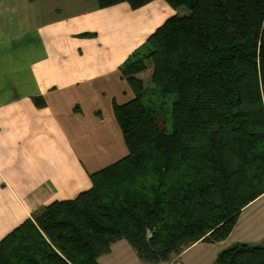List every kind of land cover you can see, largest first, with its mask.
<instances>
[{"label": "trees", "instance_id": "1", "mask_svg": "<svg viewBox=\"0 0 264 264\" xmlns=\"http://www.w3.org/2000/svg\"><path fill=\"white\" fill-rule=\"evenodd\" d=\"M166 1L187 13L170 16L120 66L135 94L114 102L128 154L8 233L0 264H100L120 239L161 264L227 239L264 194V0ZM149 64L150 90L141 77ZM214 264H264V240L232 244Z\"/></svg>", "mask_w": 264, "mask_h": 264}, {"label": "crops", "instance_id": "2", "mask_svg": "<svg viewBox=\"0 0 264 264\" xmlns=\"http://www.w3.org/2000/svg\"><path fill=\"white\" fill-rule=\"evenodd\" d=\"M175 13L185 9L154 0L56 17L54 0H0V240L53 201L91 188L92 173L128 154L114 102L135 94L120 66ZM263 198L227 239L197 242L175 264H214L232 244L263 241ZM98 261L146 264L126 239Z\"/></svg>", "mask_w": 264, "mask_h": 264}, {"label": "rangeland", "instance_id": "3", "mask_svg": "<svg viewBox=\"0 0 264 264\" xmlns=\"http://www.w3.org/2000/svg\"><path fill=\"white\" fill-rule=\"evenodd\" d=\"M97 5V0H54V8H55V15L56 17L61 16L62 14H75L84 11L85 9H92L93 6ZM187 13V10H185ZM181 13V14H185ZM28 15V13L24 14V17ZM87 34L95 35L91 32ZM85 35V34H84ZM151 71L152 66L149 64L148 69L141 74V77L144 79L146 87L150 90L152 83H151ZM154 101L158 103V97L153 98ZM171 107V102L168 103V108ZM168 130H171V122L167 126ZM264 204V198L260 200L257 205ZM264 230V229H262Z\"/></svg>", "mask_w": 264, "mask_h": 264}, {"label": "built area", "instance_id": "4", "mask_svg": "<svg viewBox=\"0 0 264 264\" xmlns=\"http://www.w3.org/2000/svg\"><path fill=\"white\" fill-rule=\"evenodd\" d=\"M175 262H176V259H175V257H174V258L171 259L170 261H168V262H163V263H161V264H175Z\"/></svg>", "mask_w": 264, "mask_h": 264}]
</instances>
